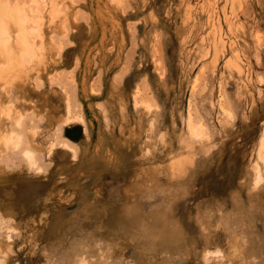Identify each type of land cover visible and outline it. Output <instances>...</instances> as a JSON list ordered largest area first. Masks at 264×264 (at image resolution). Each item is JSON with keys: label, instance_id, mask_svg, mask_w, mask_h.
Masks as SVG:
<instances>
[{"label": "rangeland", "instance_id": "obj_1", "mask_svg": "<svg viewBox=\"0 0 264 264\" xmlns=\"http://www.w3.org/2000/svg\"><path fill=\"white\" fill-rule=\"evenodd\" d=\"M6 2L0 264H264V0Z\"/></svg>", "mask_w": 264, "mask_h": 264}, {"label": "bare ground", "instance_id": "obj_2", "mask_svg": "<svg viewBox=\"0 0 264 264\" xmlns=\"http://www.w3.org/2000/svg\"><path fill=\"white\" fill-rule=\"evenodd\" d=\"M21 6L22 5H19V6L15 7V8H13V9H9L8 8V3L6 2V0L5 1L1 0L0 1V42L3 43L4 47H6L5 48L6 51H7V48H8L7 43L12 39V34L10 33V30L8 29L7 20L5 19V16L9 15V18H10V15H12L11 17H13V16H15V13H16V10H17L18 13H19V16H20L21 24L25 25L26 21L28 20V16H27V13H25V11H23L24 10L23 6L22 7ZM20 40L23 42L22 39H20ZM28 54H29V52H28V50H26L23 55L24 56H28ZM6 113L8 114L7 116H9L11 114V108H7ZM76 119L84 121L83 114H79V115H75V116H72V117H68L66 121H73V120H76ZM19 121H20V119H19ZM19 121H18V124L20 123ZM191 121H190V123H191ZM15 123H17V122H15ZM192 126H194L195 130L198 129V128H196V127H198L197 125H192ZM199 130H200V128H199ZM61 131H62V129H61ZM192 131H194V130H192ZM195 132H197V131H195ZM20 137L21 136L19 134L15 133V131H14V132L10 133L7 136H2L0 138V145H4V146L7 147L9 144L13 143L15 138L20 139ZM260 141H261V144H260V150L259 151L261 152V149L264 147V137H262L260 139ZM15 143H16V146L19 145V140H17V142L15 140ZM56 143H59L60 147H62L63 149H66V150H68L70 152H73L75 150L74 146L68 140H66V141L65 140H61L59 142H54L53 141L51 143L50 152L53 151V149L56 146ZM262 150L264 152V148ZM263 152H262V155H264ZM25 155H26V157L28 159L27 167L31 169V167H33L35 165V163H36L35 162L34 151L31 150V149H27L25 151ZM262 160H264V159H262ZM41 170H42L41 167H37V172H39ZM259 173H260V171H259ZM257 183H258V181H257Z\"/></svg>", "mask_w": 264, "mask_h": 264}]
</instances>
